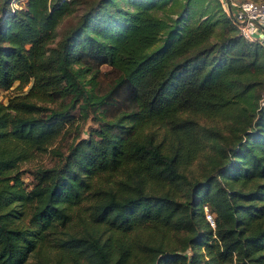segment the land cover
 <instances>
[{
  "label": "trees",
  "instance_id": "1",
  "mask_svg": "<svg viewBox=\"0 0 264 264\" xmlns=\"http://www.w3.org/2000/svg\"><path fill=\"white\" fill-rule=\"evenodd\" d=\"M11 1L0 0V92L18 91L0 101V264H27L36 245L14 210L40 220L69 191L95 199L91 220L117 230H201L172 251L126 248L118 263L264 264V50L238 34L218 0H202L205 19L193 25L182 13L196 0L175 19L156 9L177 0H91L55 48L48 45L74 0H25L16 9ZM103 65L116 77L98 95L90 82ZM120 95L129 108L107 118ZM76 106V130L89 115L100 124L69 142ZM224 129L232 139L223 142ZM206 148L216 156L205 179L186 182L184 170ZM47 152L56 163L36 167L27 189L19 165ZM125 167L130 192L100 187L101 176ZM184 184L190 201L176 195ZM57 247L74 261L112 264L90 233Z\"/></svg>",
  "mask_w": 264,
  "mask_h": 264
},
{
  "label": "rangeland",
  "instance_id": "2",
  "mask_svg": "<svg viewBox=\"0 0 264 264\" xmlns=\"http://www.w3.org/2000/svg\"><path fill=\"white\" fill-rule=\"evenodd\" d=\"M25 1V0H23ZM91 0H74L75 11L65 17L57 26L55 31V38L48 45L49 48H55L56 45L66 36V33L79 23V20L88 7ZM186 0H177L175 3L168 1L161 9H156L158 16L163 18L172 17L175 19L177 14L183 9V4ZM127 2L120 1L121 6H125ZM207 5L202 0H196L193 5L188 8V11L182 13V24H196L205 19L204 11ZM87 80L89 76H86ZM116 77V73L108 66H101L100 72L92 79L91 84L95 83L93 91L98 95H103L108 92L111 84ZM16 84H14L15 88ZM25 90V89H24ZM15 89L0 92V101L8 96L17 93ZM113 106L109 107L106 112L107 118H112L117 111L128 109L129 105L124 95L115 98ZM54 107V105H52ZM73 121L72 126L69 127V142L80 136L81 138L87 137L90 130L96 129L100 124L98 115H89L85 122L79 125L80 131L76 130L79 119V110L77 106L70 112ZM221 141L232 139L226 130L221 131ZM236 140H232L234 142ZM236 144V143H235ZM227 149V147H226ZM216 156V151L212 148H206L198 154V158L192 161L184 170L186 182L199 181L203 182L205 174L210 168L211 157ZM56 157L49 152L37 154L30 162H25L19 165V172L24 186L29 189L34 184L33 170L38 166L50 167L56 163ZM131 167H125L110 175L105 174L99 178L100 187L113 186L115 189L122 193L130 192L131 182ZM149 187V186H148ZM160 190L167 191V188L160 187ZM76 192L69 191L73 197L59 196L55 199L54 208L49 209L41 215V219L32 218L30 213L26 214L21 210H14V215L24 224L29 234L36 242L35 247L30 250L26 255L27 264H85L82 260L74 261L71 256L61 252L57 247L59 241L66 239L67 236H83L87 233L97 237L103 243L105 250L108 253V258L112 264H129L131 259H126L123 263H118L120 253L124 249L129 248L134 252L140 245H153L159 246L167 251L178 249L187 238H191L200 233V228L196 226L191 229L188 227H179L176 231H168L164 226L155 224L146 227H134L131 232L114 229L103 223H95L91 220V205L96 201L92 197L88 199L76 198ZM176 195L178 200L190 201V196L187 191V184H184V189L179 188ZM206 208H203L205 212ZM206 218V217H205ZM213 219V218H212ZM208 222V221H207ZM209 223V222H208ZM211 228L213 225L209 224ZM189 252V251H188ZM190 254V253H189Z\"/></svg>",
  "mask_w": 264,
  "mask_h": 264
},
{
  "label": "built area",
  "instance_id": "3",
  "mask_svg": "<svg viewBox=\"0 0 264 264\" xmlns=\"http://www.w3.org/2000/svg\"><path fill=\"white\" fill-rule=\"evenodd\" d=\"M23 0H12V9L19 8ZM220 9L238 34L264 50V0H218ZM205 217L213 225V219L205 210Z\"/></svg>",
  "mask_w": 264,
  "mask_h": 264
}]
</instances>
